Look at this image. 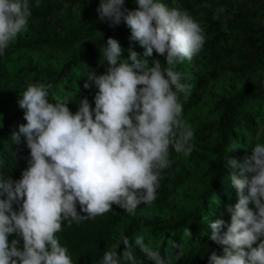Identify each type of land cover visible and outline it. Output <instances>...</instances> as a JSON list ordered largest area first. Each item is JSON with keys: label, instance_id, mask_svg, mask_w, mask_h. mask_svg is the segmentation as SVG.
I'll return each instance as SVG.
<instances>
[{"label": "clouds", "instance_id": "clouds-1", "mask_svg": "<svg viewBox=\"0 0 264 264\" xmlns=\"http://www.w3.org/2000/svg\"><path fill=\"white\" fill-rule=\"evenodd\" d=\"M138 9L129 11L125 0H101L97 12L112 26L126 23L131 40L144 49L141 57L129 49L122 59L118 40L108 38L101 50L107 71L88 73L84 88L95 94L93 109L87 97L79 99L73 114L64 100L50 102L51 84L29 83L20 93L19 107L26 123L13 138L23 136L30 149L28 168L14 181L0 177V264H73L67 247L57 233L65 221L71 225L103 215L118 205L129 214L141 204H151L165 170L172 165L170 149L188 155L193 150L194 130L183 116L179 93H187L179 63L191 60L203 47V29L187 13L169 8L161 0H136ZM40 6L37 0L36 7ZM32 16L29 0H0V55L27 31ZM154 51L166 54L149 65ZM230 179L238 190V203L229 206L231 224L210 223V239L223 245V255L211 251L209 264H264V143L255 144L253 155ZM251 173V177L246 175ZM79 202L81 215L77 211ZM20 204L16 211L13 204ZM254 205V209L250 207ZM17 234L23 240L9 236ZM189 227L184 235H191ZM122 258L119 245L104 251L99 264H144L133 252L127 236ZM135 246L152 264H170L143 235Z\"/></svg>", "mask_w": 264, "mask_h": 264}, {"label": "trees", "instance_id": "trees-1", "mask_svg": "<svg viewBox=\"0 0 264 264\" xmlns=\"http://www.w3.org/2000/svg\"><path fill=\"white\" fill-rule=\"evenodd\" d=\"M101 0H29L32 16L27 31L21 33L0 55V177L14 181L28 168L30 149L23 136L13 133L26 123L19 107L20 93L29 83L51 84L50 102L64 100L73 114L79 99L87 97L95 108L93 84L85 89L88 73L107 71L101 50L108 38L118 40L122 59L129 49L143 56L144 49L131 40L126 23L112 26L99 19ZM178 8L199 23L205 43L189 61L176 66L184 74L189 92L179 93L183 116L194 130L193 150L188 155L170 149L172 165L163 173L151 204L141 203L134 214L118 205L103 214L71 225L65 221L57 233L69 250L73 264H99L104 251L127 236L133 252L144 264H152L135 246L143 235L170 264H209L211 251L223 255V245L210 239L211 222L225 221L222 232L231 224L229 206L238 203V190L230 177L228 158L243 164L253 155L257 142L264 143V0H161ZM129 11L138 9L136 0H125ZM149 65L166 54L154 51ZM249 178L251 173H246ZM254 209V205L250 204ZM13 208L20 210V204ZM77 211L81 215L79 202ZM189 227L191 235L185 236ZM23 240L17 234L9 236ZM264 242V237L254 247ZM125 246L117 249L122 258ZM122 264H124L122 260Z\"/></svg>", "mask_w": 264, "mask_h": 264}]
</instances>
